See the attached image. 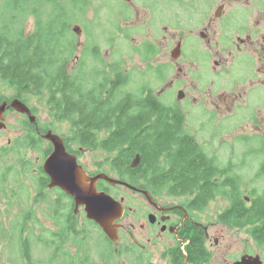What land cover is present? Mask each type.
Instances as JSON below:
<instances>
[{"label": "flooded vegetation", "instance_id": "flooded-vegetation-1", "mask_svg": "<svg viewBox=\"0 0 264 264\" xmlns=\"http://www.w3.org/2000/svg\"><path fill=\"white\" fill-rule=\"evenodd\" d=\"M180 8L186 13L189 18L188 25L192 26L194 29H190V32H195L198 37L199 42H195L194 46L198 49L204 50L202 52L201 59H197L196 62L199 63L200 71L195 77L187 76L185 74L181 76L179 81L185 80L177 94H180V99H186L189 104V109L178 108L183 115L188 113L192 108H197L203 112L208 109L211 111V116L216 114H222L221 116H226L231 113L235 102L239 96L234 95L229 97L224 91L215 94L216 89L213 88L214 82L212 78L205 76L202 71L208 70L207 65L212 61L215 65L222 63H228V61L221 57L220 53H224L227 50V54H231V50L234 48L240 55H235L234 59L246 58L248 62L255 64L254 72L261 74L260 79L254 80V75L252 79L249 80L248 84L256 81L250 88L264 89V4L254 5L250 0H242L240 2L241 7L238 5V1H228L227 3L220 1L219 3L209 4L202 3L201 0H177ZM237 6L233 8L235 5ZM80 14L88 15L84 11V5L81 3ZM149 5V4H146ZM139 3L132 0H123L119 5L113 8V15L119 16V20L124 25H129L130 31L132 28L142 22L140 26L143 30L148 27V19L140 20V13L142 10H146L141 7ZM144 6V5H143ZM149 8L150 6H145ZM109 6L104 1L100 4V14L105 15ZM238 11L237 13H233ZM115 12V13H114ZM132 14L136 15L137 23H130ZM114 23V21H111ZM130 23V24H129ZM80 32V28L75 26L73 30ZM166 27L162 26V30L165 32ZM186 29V27L184 28ZM139 27H136L137 32ZM115 34L109 32L102 33L107 35L109 33L111 36H120V27L116 22L114 26ZM134 31V30H133ZM152 29L147 28V34L151 33ZM102 34V35H103ZM217 35L215 38L213 36ZM232 37L235 40L232 41ZM105 41V38H104ZM107 42H112L111 38H107ZM150 49V54L153 53L155 49L154 44L147 40L141 45L140 52H144V49ZM180 48V47H179ZM212 50H215L214 54ZM228 50L230 52H228ZM136 51V54H140ZM155 52V51H154ZM101 52H99V55ZM218 57L217 59H211V57ZM99 62L100 69L102 70V79L109 81V89L111 88L112 82L116 81L117 78L113 73V69H116L120 60L104 61ZM151 58L143 60L145 63H149ZM164 64V63H161ZM121 69V68H120ZM227 68L222 67L220 74L228 72ZM256 69V70H255ZM122 70V69H121ZM212 70V69H211ZM214 70L216 68L214 67ZM123 71V70H122ZM124 72V71H123ZM213 72V70H212ZM178 73H181V69H178ZM216 73H214L215 76ZM234 86L238 85L239 82H233ZM122 90V89H121ZM106 95V92H105ZM249 97V93H248ZM0 105L6 101L7 105L10 104L11 100L15 99L11 95L10 97L2 96L0 100ZM176 107V106H175ZM7 108L4 112L5 114L9 111ZM26 117V116H24ZM185 118V115H184ZM48 123L49 120L47 119ZM38 124V122H37ZM37 124L35 126L36 134L41 137L43 143L48 152L42 158V163L37 167H34L36 174H38V189L35 190L36 199L39 202V206L43 209L47 208L50 211V216L48 219L42 222L38 217V224L41 227V231L44 230L48 233L46 242L43 245L49 250L46 254V258H39L35 260L30 251V237L26 234L24 235V230L29 227L23 228L20 237V247L23 254V260L25 264H40L44 261H49L50 264H94L95 256H99V264H106L104 252L96 254L93 251V244L96 242L95 234H98L100 239L104 238V245L113 248L116 245V252L118 256L126 253L130 260V264H211L213 260V249L212 246L218 247L221 243L220 236L213 237L210 232L211 229L222 225L226 229L230 230H245L247 231L252 227L253 223H245V220L239 219L237 224H246L242 227H231L227 225L224 221L220 220V215L224 213L222 210L216 215V218L208 224V222L201 219V214L203 209L201 207V196L203 190H193L187 194H170L169 191L162 189L156 183L159 175L154 174L157 169L152 168L154 160L150 159L152 153L149 151L146 157L143 158V151H135L133 153V158L131 159L129 165L124 167V164H119L125 155L123 153L127 152L129 146H133L135 143L121 141V132H116L114 129L117 127H101L94 128L91 130L89 125L84 127L85 137L83 142H79L76 139L72 140V136L65 133H60L57 130L50 128H42V131L37 129ZM57 125V124H56ZM66 129H71L70 126H65ZM186 131V127H183ZM19 134L22 135L23 129L18 127ZM51 131L53 134L59 136L62 140L65 151L68 155L75 157L77 165L84 171L89 177H95L98 174H105L112 179L121 181L128 185V187L122 185H112L115 189H112L108 182L100 179L96 182V190L98 192H105L109 194L114 199L121 201L124 212L121 219L117 222L116 234H118L119 239L117 243L110 242L108 238L103 235L101 228L89 220L85 212L84 206L77 205L75 199L67 194L59 186L50 187V179L43 172L42 165L47 156L53 153V145L43 139L46 132ZM116 137H111L112 135ZM138 136V135H137ZM92 138V139H91ZM11 140L8 142L10 144ZM198 145L199 143L196 142ZM102 145H107L112 148L110 151H104L101 149ZM154 146V145H150ZM201 146V145H200ZM203 149V147L201 146ZM124 149L126 151L124 152ZM138 150V148H136ZM204 150V149H203ZM92 153L104 154V156L95 157L96 161H93V167H89L85 164L83 158H86ZM128 153V152H127ZM208 155V154H207ZM159 156V153L155 154L154 159ZM163 156V153H162ZM209 156V155H208ZM211 157V156H209ZM41 158V157H40ZM137 158V163L132 166L134 159ZM214 158V157H211ZM144 161H143V160ZM162 159V158H161ZM216 159V158H215ZM215 159L213 162H215ZM232 158L229 159L228 165L225 167L229 169L227 177L231 174H237L235 171V165H242L244 162L234 163L231 162ZM146 162L148 164V172L145 173L142 164ZM158 162L155 161V164ZM261 169L264 162H261ZM37 164V163H36ZM241 169V167H237ZM223 176V175H222ZM221 176V177H222ZM239 176V175H238ZM131 180L134 181L131 183ZM145 180H149L146 184ZM123 188L133 195L141 196L142 204L135 205L130 204L127 200V196L120 189ZM117 191V192H116ZM147 192L149 198L145 195ZM118 197H117V195ZM262 193H257L256 191L246 192L242 194L240 211L247 210L253 205L254 201L260 199L263 195ZM255 194V195H254ZM228 205H229V199ZM212 200L208 201L207 206ZM126 219H131L132 223L125 225L123 224ZM50 224V227L46 225ZM127 224V223H126ZM138 226L139 235L143 239V243L139 242L134 238L131 230ZM37 228V227H35ZM128 236L132 244L121 241L123 236ZM159 236H164L165 239H160ZM250 237V236H249ZM251 238V237H250ZM256 249L244 247L241 251L232 253L229 249L226 250L230 252L231 258L226 259L223 264H239L243 256L258 257L261 264H264V256L261 254L263 252L262 247L264 246V240L261 242H256L251 238ZM248 243H245L247 245ZM134 245V246H133ZM155 249H160V256L158 258L153 257V252ZM73 250L74 252H72ZM192 250L193 253H189ZM260 250V251H258ZM188 251V253H187ZM204 253V257L202 255Z\"/></svg>", "mask_w": 264, "mask_h": 264}, {"label": "rangeland", "instance_id": "rangeland-1", "mask_svg": "<svg viewBox=\"0 0 264 264\" xmlns=\"http://www.w3.org/2000/svg\"><path fill=\"white\" fill-rule=\"evenodd\" d=\"M101 1H104L107 6H109L103 16L100 14ZM121 1L123 0H74L75 6L76 3L79 4V8L81 7L80 3L85 6L84 11L88 14L87 16L85 14H76V10L71 7L68 9L67 4L65 5V11H67L68 14L67 19L63 15V10L56 8L54 13L57 20H61L64 17L66 24L72 23L68 26V31L71 37L75 40V48L77 50L76 56L85 58L86 62L91 64L92 61L90 56L93 54L92 50L96 46L95 48L99 49L98 52H101L99 60L96 61L95 59L96 63L99 62L101 58L104 61L110 62L113 60L123 61V63L120 64V68L125 74H128L129 79L122 88V91L138 92L142 89H145V91L151 89L155 97L162 104L167 106H176L182 109H189L187 100L178 98L179 94L177 93L179 90H182L180 87L185 84V80L179 81V79L183 74H185V77L188 78L187 76L195 77L196 74L199 73V63H197L196 60L201 59L202 52H205L204 50L198 49V47L194 46V43L199 41L197 34L189 31L190 29H193L192 26L187 24V18L189 17L186 13L188 12L191 14V12H189L191 10L184 12L180 8V5H178L177 0H132L139 3L142 5L141 7L146 9L141 11L139 17L140 20L141 18L148 19V27L152 29V34L149 35L147 34L148 27L143 30L140 26L143 24L142 22L135 26V29L136 27H139L137 32L134 28L130 31V27H127L129 25H124L120 22L119 16L113 15V8L117 7ZM201 1L202 3L208 2L209 4H215L220 1L227 3L230 0ZM237 1L239 7H241L240 2H242V0ZM250 1L254 5L264 4V0ZM3 2V0H0V11H2ZM145 6L150 7L146 8ZM236 6L237 4L233 8ZM48 7L49 5L47 8ZM48 10L51 11L50 9ZM237 12L238 11H234L233 13ZM111 21H114V23ZM137 21L136 15L132 14L130 23L136 24ZM82 22L85 23L84 26L81 25ZM116 22L119 24L121 31L120 36L114 35L113 37V35L111 36L109 33L115 34L114 26ZM32 25L33 18L29 19V22L25 26V30L31 29ZM75 26L80 28V32L78 34L73 33V28ZM162 26L166 27L165 32L162 30ZM185 27L186 29H184ZM102 30L109 33H106L107 35H105V33H102ZM216 36L217 35L212 38H215ZM107 38H111L112 42L108 43ZM147 40H150L155 47V49H153L155 52L150 57L151 61L149 63L143 62V56L136 54V49L140 50L139 48L141 45H143L144 42H147ZM234 40L235 37H232V41ZM177 48L179 49V55L176 59H174L171 54L172 51ZM231 51V54H227V50L222 54L220 53L221 57H224L228 63L215 65L212 61H209L210 64L207 65L208 70H204L202 72L205 76L212 78L211 80L214 82L213 88L216 89L215 94L224 91L229 97H233L234 95L239 96L235 102L232 112L226 116H221L222 114L216 113L211 116L210 109L203 112L197 108H192V110L184 114V127H186V132L193 136L195 141L203 147L206 154L214 157V159L216 158L215 164L218 167L222 169L223 167H226L230 158H232V164L244 162L242 165L236 164L234 168L237 173L236 175L241 177V188L244 192L243 194L254 190L257 194L262 193V190L264 189V169H261V162H264V89L250 88L256 82L254 81L250 85L248 84L249 80L252 79L251 76L254 75V80H257L260 79L259 76H261V74H257L256 72L253 73L254 68L256 67L255 64L248 62V60L244 57L241 58L239 62L238 59L233 61L235 55L238 54L240 57H242V55L241 53H237L234 48ZM94 52L97 53L96 49H94ZM214 52L215 50H212L213 54ZM228 52L230 51L228 50ZM205 54L207 53L205 52ZM214 58L218 60V57L213 55L211 59L213 60ZM76 65L77 62L71 63L68 67V71L71 72ZM214 67L216 70H214ZM222 67L227 68L226 71L228 72L220 74ZM178 69H181V73H178ZM214 73H216L215 76ZM237 81L239 84L234 86L232 83ZM11 95L12 91L5 87L0 81V97H10ZM3 100L4 99L0 100V102ZM36 100L37 98H33L29 106H35L36 109H38L35 116L42 124L47 120V116L43 111L45 108L44 106L39 105ZM24 116L26 115L19 114L12 109L6 112L5 119H3V127L1 128L0 125V147L8 144L10 140L13 141L20 133L18 127L24 125ZM65 126V124H57L53 126L52 129L57 130L60 133L68 134ZM44 144L46 143L44 142ZM42 148H44V151L47 149L45 145ZM42 156L43 155L39 153L37 149H28L27 154L25 155L26 168L24 169L25 175L28 176L23 178V189H15L13 188L14 185L12 182L10 183L9 181H6V189L4 191L0 190V198L6 192L10 194L9 198L4 197V201L3 199H0V219L3 222L1 220L0 221L4 223L5 227L9 231L7 240H3L0 245V255L3 264H25L20 247V241L18 242V235L20 236L23 228L26 226L29 228L24 230V235L26 234V236L28 235L31 238L30 251L32 252L34 263L36 259L47 257L46 253L49 250L40 242V239L43 242H46L48 233L44 230L41 231L40 226L42 225L39 226L37 220L39 216H41L39 219H41L42 222L48 219L50 211L47 208L42 210L36 199V193L34 194L35 190L38 189V174H36L34 167H37L42 163ZM99 156H104V154L99 153L96 156V153H92L86 158H83V160L85 164L92 168L93 164L90 163L96 161L97 159H95V157ZM16 160H19V158H7L4 164H0L7 170L11 168L18 170L20 171V175L24 176L22 174L24 166ZM237 167H241V169ZM1 169L2 168L0 166V170ZM226 174L227 172L224 171L223 176L219 177L221 182H224ZM108 184L109 185L107 186L114 189L110 183ZM25 186L30 189L29 192L31 193V197L28 199L25 197H19L18 200L21 202L16 201L13 195H23L22 192L25 191ZM120 189L127 196V200L130 204H142L141 196L133 195L123 188ZM228 192L229 189L223 185L221 193L212 199L207 208L206 206L203 208V212L201 214L202 222H208L209 220L212 222V220L216 218V215L228 206V200L225 198V194ZM144 193L147 198H149L147 192ZM114 200L120 204L122 209L121 216L112 223L115 228L117 227V222L123 215L124 207L121 201L117 199ZM8 201L16 205H22L18 207L19 210L17 209V206H14L12 209L11 206L6 204ZM22 202L27 203L23 204ZM4 204H6L8 210H6ZM210 222H208V224ZM130 223H132V220L126 219L123 224L128 226ZM46 225L50 227L49 223H46ZM129 230H131L134 238L144 244L143 239L139 235L138 226H136L134 230ZM116 231L117 228L113 234L116 235L117 241L113 243H117L119 239ZM94 234L95 237L93 239H95L96 242L93 244V251L96 254H98V252H104L106 264H130V262H128L130 257H128L126 253L121 256L116 255V245H113V248L107 244L104 245V238L100 239L98 234L95 232ZM210 234L213 237H217L222 234L220 237V245L216 248L214 247V244L211 245L213 249V260L211 264H223L227 261L226 259L231 258V255H229L230 252H239L244 247L256 249L245 230H230L226 229L225 226L218 225L211 229ZM103 235L107 238L104 232ZM159 238L161 240L165 239L164 236H159ZM121 241L132 244L131 239L126 235L121 238ZM245 243L248 244L245 245ZM227 249H229L230 252L226 253ZM262 250L263 252L260 250L258 251H260L264 256V246L262 247ZM71 251L74 252L73 250ZM159 256L160 249H155L153 257L158 258ZM98 258L99 256H95L94 264H99L100 261ZM40 264L50 263L49 261H44Z\"/></svg>", "mask_w": 264, "mask_h": 264}, {"label": "trees", "instance_id": "trees-1", "mask_svg": "<svg viewBox=\"0 0 264 264\" xmlns=\"http://www.w3.org/2000/svg\"><path fill=\"white\" fill-rule=\"evenodd\" d=\"M3 1V8L0 11V81L12 91L13 98L25 103L34 116L38 109L29 106L33 98H37L36 102L44 106L43 111L49 122L44 121L41 124L37 118V129L38 125L42 131L41 127L52 128L56 124H65L71 127L67 132L72 136V140L83 142L86 125H89L91 130L117 127L114 130L121 132V141L135 143L129 146L128 153L124 149L125 153L122 155L125 156L119 164L127 167L133 158L134 150L143 151V158L150 151L152 153L150 159L154 160L152 168L157 169L154 174L160 176L156 180L158 186L170 194H187L193 190H203L202 209L208 201L221 193L224 185L229 189L225 194V198L229 199V205L220 215V220L231 227L246 225L237 224L239 219L245 220V223H253L254 225L246 231L247 234L256 242L264 240V195L254 201L246 211L239 210L243 203L241 196L244 193L241 188V177L236 174L227 177L229 169L225 167L222 169L213 162L214 158L209 157L193 136L184 130V115L177 107L162 104L151 89L147 91L142 89L138 92L122 91L129 79L128 74L120 69L122 60L116 69H113L117 80L112 82L109 89L108 79L106 81L102 79V70L99 66L101 59L96 63L99 60V49L95 48L96 46L90 56L91 64H88L85 58L76 56L75 40L68 31V26L72 23L65 22V18H68L65 5L67 4L68 9L70 7L75 9L76 14L82 15L78 12L81 11L79 4L76 3L75 6L74 0ZM56 8L63 10L65 18L56 19L54 13ZM31 18L32 28L25 30ZM84 24L81 23L82 26ZM73 33L78 34L79 31L73 30ZM136 51L140 52L138 49ZM144 52H140L143 60L154 54V51L150 54V49L146 48ZM73 62H77V65L69 72L68 67ZM21 128L22 135L16 136L10 144L0 147V163L4 164L7 158L18 157L19 160L16 161L24 166H22L24 176L20 175V171L12 168L7 170L0 164L1 191L6 189V181L12 182L15 189H23V178L28 176L24 173L28 149H37L43 155L42 158L48 152V149L44 151L42 148L44 143L36 134L35 125L30 124L26 117ZM111 137L116 136L113 134ZM101 149L110 151L112 148L102 145ZM157 153L159 156L154 159ZM155 161L158 163L155 164ZM148 167L146 162L142 164L145 173L148 172ZM224 171L227 174L224 182H221L219 177ZM133 182L131 180V183ZM145 183L148 184L149 180H145ZM24 190L23 195H13L16 201L21 202L18 200L19 197L26 199L31 197L27 186ZM9 195L6 192L0 199L4 201V197L9 198ZM6 204L12 209L14 206L18 209L22 205L10 201ZM6 204L4 205L8 210ZM1 221L0 245L9 236L8 229ZM20 237L21 234L18 235V242ZM40 242L43 244L41 239ZM189 253L193 251L189 250ZM202 255L204 257L203 252ZM0 264H3L1 255Z\"/></svg>", "mask_w": 264, "mask_h": 264}, {"label": "water", "instance_id": "water-1", "mask_svg": "<svg viewBox=\"0 0 264 264\" xmlns=\"http://www.w3.org/2000/svg\"><path fill=\"white\" fill-rule=\"evenodd\" d=\"M74 31L77 32L75 29ZM179 48V47H178ZM172 51L171 56L176 59L179 55V49ZM180 98V94L178 95ZM7 108L15 112L26 115L28 121L36 126V117L31 114L30 109L18 98L11 100L7 105L6 101L0 105V125L3 127L4 112ZM43 139L49 141L53 145V153L47 156L43 162V172L50 179V187L59 186L67 194L71 195L77 205L84 206L85 212L89 220L96 223L107 238L111 242H116L117 237L113 221L118 219L122 214L120 204L115 201L109 194L98 192L96 190V182L103 179L108 183L122 184L128 187L127 184L111 179L105 174H98L95 177H89L77 165L75 157L68 155L59 136L48 131ZM137 163V158L134 159L132 166ZM239 264H261L258 257L243 256Z\"/></svg>", "mask_w": 264, "mask_h": 264}]
</instances>
